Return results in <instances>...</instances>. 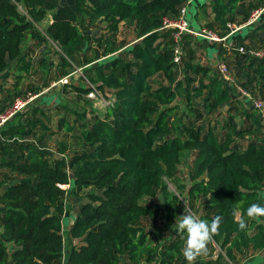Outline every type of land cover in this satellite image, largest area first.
Listing matches in <instances>:
<instances>
[{
	"label": "trees",
	"instance_id": "trees-1",
	"mask_svg": "<svg viewBox=\"0 0 264 264\" xmlns=\"http://www.w3.org/2000/svg\"><path fill=\"white\" fill-rule=\"evenodd\" d=\"M60 1L0 0V73L12 63L29 70L26 40L31 50L49 46L46 55L51 42L58 45L55 64L39 60L43 80L31 88L34 97L0 126V264H160L161 257L181 264L183 234L169 237L166 229L184 211L221 218L193 264H241L263 250L264 217L245 215L250 204L264 203L262 112L225 86L219 64L199 61L202 39L176 38L175 27H164L195 0ZM196 1L189 26L224 37L226 47L218 42L215 50L233 85L264 97V54L253 53L264 50V0ZM121 22L133 26L131 42L116 39ZM233 25L241 27L230 41ZM77 69L85 82L73 86L78 97L110 91L113 101L104 113L76 112L78 123L66 130L79 131L78 147L61 143L50 153L49 112L68 108L44 106L39 94ZM2 91L0 112L19 93ZM185 152L192 154L187 184L178 181ZM87 188L65 254L66 200Z\"/></svg>",
	"mask_w": 264,
	"mask_h": 264
},
{
	"label": "rangeland",
	"instance_id": "rangeland-1",
	"mask_svg": "<svg viewBox=\"0 0 264 264\" xmlns=\"http://www.w3.org/2000/svg\"><path fill=\"white\" fill-rule=\"evenodd\" d=\"M206 2H209L210 0H205ZM73 4V0H61L60 4ZM196 7L193 4H190L187 6L186 10V19L191 20L193 14L196 11ZM199 10V9H198ZM202 17V16H201ZM204 20L201 18L199 20L200 26H205ZM44 23L39 25V29L42 28ZM237 26V25H235ZM235 28V27H233ZM238 32L231 33L230 41L233 38H236ZM200 39L203 40L204 45L202 48L198 51V57L199 61L203 64L209 65L212 68H217V64L222 62V56H219L216 53L215 48L217 47L218 42H222L223 46L226 47V41L223 40H207L203 36H197ZM135 38V32L132 25H129L127 23L121 22L119 23V28L116 34V39L118 41H124V42H131ZM206 40V41H205ZM229 41V42H230ZM30 41L26 40L22 43L21 49L24 51H27L29 56L31 57L30 61V68L28 71H23L19 69V64L12 63L9 69H7L4 73H0V97H2L4 94H6V91H2L9 89L10 93H18V97L25 98L27 95L31 96L33 95V91L31 90L32 87H38L42 83V76L40 71L42 72L43 68L39 64V60L41 58H45L44 64L46 65L50 60L53 62V64L56 63L57 58L56 55L52 52V50L57 49L58 45L55 42H51V51L48 53V55L43 54V51L49 48V46L41 45V47L35 48L34 50L30 49ZM218 71V70H217ZM7 74V75H6ZM19 75L20 78H16L15 76ZM220 75V74H219ZM221 79L224 81L225 86L231 88L234 90L242 101L243 105L245 107L251 108L253 106L252 101L256 99H261L264 102V97H261L260 95L252 96L249 93H245L237 86L233 85L232 75L229 74V76H224L223 74L220 75ZM85 86V82L81 77V71L80 69H77L75 72H72L68 76H64L63 78L59 79L58 81L51 80L50 86L48 88H45L43 91L40 92V96L42 97V100H40V104H43L44 106H49L50 108H53L55 110L54 106L57 103L65 104L68 108L66 111L65 109H61L58 113L55 114V112H49L50 116V124L52 126V129L55 131L54 134H52L47 139V145H48V151L50 153H53L54 151L58 150L59 144L63 143L65 144L69 149L78 147V130H72L67 131L66 130V124H74L76 125L78 122L75 121L76 112L82 113L84 111H94V112H101L104 113V110L106 106L110 103H112V99L110 96V91H107V93L103 96L100 93L97 92H89L85 96L80 95L78 97L75 94V91L73 90V86ZM107 96V97H106ZM184 108V107H183ZM91 113L87 112L86 116H90ZM60 120H63V125L61 126V129L59 128V122ZM59 128V129H58ZM191 160H192V154H186V152L181 157L180 163H179V172L178 177L180 182L188 183V170L191 166ZM168 186L171 190H175V185L172 182H168ZM88 190L84 189L82 192L78 193L77 195H71L67 197V207L64 213V219H63V237L65 240V250L64 253H67V247L74 243L75 240L71 239L68 234V226L72 222L74 215L76 213L77 205L79 202L86 201L87 198L85 196V192ZM183 204L186 203V197L183 196ZM158 200L161 201V198L158 197ZM178 221V219L176 220ZM178 230L176 227V223L168 226L166 229V235L169 237H173L177 234ZM261 256V255H259ZM262 258V257H261ZM186 260V259H185ZM183 260L181 264H189V262H186ZM247 260V259H246ZM185 261V262H184ZM164 262V259L161 257L159 263L162 264ZM194 263V262H193ZM153 264V263H152Z\"/></svg>",
	"mask_w": 264,
	"mask_h": 264
},
{
	"label": "clouds",
	"instance_id": "clouds-1",
	"mask_svg": "<svg viewBox=\"0 0 264 264\" xmlns=\"http://www.w3.org/2000/svg\"><path fill=\"white\" fill-rule=\"evenodd\" d=\"M245 215L249 218L264 217V203L250 204L245 210ZM237 221L240 229L246 227V220L243 217H237ZM175 223L177 230L184 237L182 255L189 264H193L196 257L207 250V244L218 232L221 218L216 216L211 221H207L199 218L191 211H184V214L179 215V219Z\"/></svg>",
	"mask_w": 264,
	"mask_h": 264
},
{
	"label": "built area",
	"instance_id": "built-area-1",
	"mask_svg": "<svg viewBox=\"0 0 264 264\" xmlns=\"http://www.w3.org/2000/svg\"><path fill=\"white\" fill-rule=\"evenodd\" d=\"M261 11H262V9L254 10L251 13L249 20L246 22V24L254 21L259 16ZM185 13H186V8L183 7L181 9L180 15L177 19H174V20L165 19L163 21L164 27L165 26H172V27H175L177 29V32L175 33L176 38H177L178 34H180L181 32H188V33L192 34L193 36H203L207 40L216 41V40L224 39V37L220 38L215 32H213V31H211L205 27H202V28L196 29V30L192 29L189 26V23H188V20L186 19ZM231 27H235V28H233L230 33H232L234 30L238 29L241 26L233 25ZM240 50H242V48H240ZM253 53L258 54V55H262V54H264V50L253 51ZM175 59L177 60L178 57L176 56ZM218 67H219V71L221 72V74H223L224 76H229V71H228V69L224 63H219ZM33 97H34V95H31V96L27 95L25 98H23V97L15 98L9 106H7L2 112H0V126H2L5 123V121L8 120L14 113L18 112L23 107H25ZM252 104H253L254 108H256L262 112V115L264 117V110H263L264 102L260 99H256V100L252 101Z\"/></svg>",
	"mask_w": 264,
	"mask_h": 264
},
{
	"label": "crops",
	"instance_id": "crops-1",
	"mask_svg": "<svg viewBox=\"0 0 264 264\" xmlns=\"http://www.w3.org/2000/svg\"><path fill=\"white\" fill-rule=\"evenodd\" d=\"M194 2H196V6L198 7V4H199L198 1L195 0ZM259 255H261V256H259ZM241 264H264V249L259 251L255 255H252V256L248 257L247 260L245 259Z\"/></svg>",
	"mask_w": 264,
	"mask_h": 264
}]
</instances>
